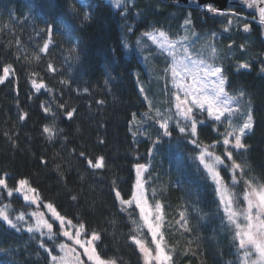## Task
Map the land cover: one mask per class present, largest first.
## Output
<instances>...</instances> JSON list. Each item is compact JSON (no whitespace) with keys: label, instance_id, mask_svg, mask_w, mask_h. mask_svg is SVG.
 <instances>
[{"label":"trees","instance_id":"trees-1","mask_svg":"<svg viewBox=\"0 0 264 264\" xmlns=\"http://www.w3.org/2000/svg\"><path fill=\"white\" fill-rule=\"evenodd\" d=\"M228 11L241 13L251 31L244 33L234 23L224 32L227 16L179 6L176 0H132L118 9L106 0H0V68L11 63L17 72L12 84L0 85V174L9 173V184L28 178L44 201L84 222L89 231L100 232L99 250L105 258H114L117 264H143L131 242L135 234L132 218L139 222V211L134 206L122 211L113 187L129 198L135 181L134 164L150 161L146 173L150 201L155 189L167 219L174 221L184 210L191 226L188 233L175 226L166 230L174 264H241V253L234 246L235 229L224 216L214 186L194 159L196 150L176 130L175 118L170 126L172 136L161 139L154 158L149 157L148 149L158 127L148 121L135 138L129 131L131 114L146 111L141 86L161 111L171 106V96L165 95L166 89L171 92L164 73L168 61L144 33L163 30L179 39L186 34L181 26L191 14V31L199 39L188 31L189 41L206 56L207 49L201 46L206 41L214 45V62L223 66L228 92L243 91V103L251 100L254 130L245 138L247 151L235 153V158L245 165L248 177L264 184V26L235 7ZM85 15L89 19L85 20ZM49 25H54L49 50L40 53V46L49 39L41 29ZM212 33L217 34L215 39ZM241 45L246 51H241ZM244 61L251 67L238 69V63ZM48 63L57 69L55 74L47 72ZM33 70L45 79L52 93H31L28 80ZM45 101H52L53 108L66 103L69 109L77 110L71 120L63 114L56 118L57 136L52 141L41 135L42 126L51 123L40 107ZM21 110L29 114L25 121L18 120ZM212 129L211 121L199 126V139L212 143L217 137ZM5 132L11 133V140ZM81 151L93 159L103 156L106 167L89 169ZM217 151L222 152V146ZM41 157L46 166L40 163ZM222 175L231 185L227 169ZM244 186L242 180L233 186L240 207ZM8 203L12 215L26 210L21 199H0V207ZM142 231L147 235L145 229ZM41 239L50 248L58 244L56 239L16 232L0 224V264H50L47 252L39 247ZM147 239L150 241L149 236ZM189 241L192 251L185 255Z\"/></svg>","mask_w":264,"mask_h":264},{"label":"snow or ice","instance_id":"snow-or-ice-1","mask_svg":"<svg viewBox=\"0 0 264 264\" xmlns=\"http://www.w3.org/2000/svg\"><path fill=\"white\" fill-rule=\"evenodd\" d=\"M114 3L119 7L121 0H114ZM242 4L252 10L253 19L264 26V0H242ZM204 10L213 15L228 17L223 28L224 32H229L234 23L244 33L251 31V24L242 17L241 13L225 12L213 4L204 6ZM87 19L89 17L85 15V20ZM191 25V14H189L181 26L186 30V34L179 39L170 37L163 30L144 33L158 53L164 55L168 61L164 73L166 77H170L166 83L171 84L173 91L169 92L166 89L165 95L171 96V106L161 111L146 94L145 88L141 86L139 92L146 105V111L139 115L135 112L131 114L129 131L135 138L141 134L140 129L148 121L158 127L159 132L156 138L151 140L152 147L148 149L149 157L154 158L159 151L158 145L161 139L172 136L173 129L170 126L175 118L176 130L196 150L194 159L202 167L206 179L214 186L219 205L229 225L235 227L234 246L241 253V264H264V184H258L254 178L248 177L245 165L235 158V153L242 154V151H247L249 146L245 143V138L254 130L255 121L251 100H248L246 104L243 103L246 96L243 91L237 94L228 92V80L223 66L214 62L217 49L207 41L201 46L202 49H207V56L203 50L196 49L193 46L194 42L189 41L187 34L191 31ZM41 31H46L49 39L40 46L39 52L47 53L54 25H49ZM191 36L199 39L195 31H191ZM216 36V33L211 34L212 39ZM137 43L140 44L141 41ZM232 46L229 44L228 48L231 49ZM241 51H246L243 45H241ZM35 59L39 61L41 57L37 55ZM250 67L251 65L246 61L238 63V69ZM56 71L52 63L47 64V72L55 74ZM261 71L264 72V68H261ZM16 77L17 72L13 64H4L0 68V85H10ZM28 82L31 93L37 96L50 94L53 91L38 71L30 72ZM60 83L67 84V81L61 80ZM32 98L33 96L29 95L28 99ZM97 103H103V101H97ZM40 107L46 119L51 117V123H45L41 129V135L48 141L54 140L57 136L56 118L63 114L66 119L71 120L77 111L75 108L69 109L66 103H57L56 108H53L52 101L42 102ZM28 115L21 110L18 120L25 121ZM206 121L212 122V130L217 133L216 139L210 144L199 139L198 127L206 125ZM5 136L11 140L10 132H5ZM218 146H222V152L217 151ZM80 157L89 169L101 170L106 167L103 156L93 159L86 152L81 151ZM40 163L46 166L47 161L41 157ZM134 169L135 181L129 198H124L120 190L113 187L115 198L122 206V211L133 206L139 211V222L132 218L135 234L131 236V242L140 252L143 264H174L173 248L169 246L166 230L175 226L183 233L190 232L191 226L187 213L181 210L177 213V219L169 221L163 202L155 198V189L152 191L151 201L147 194L150 178L146 173L149 172L150 161L149 163L137 162L134 164ZM224 169H227L231 176V185L226 183L222 175ZM10 179L9 173L0 174V199L5 196L10 201L22 199L23 205L35 207L31 212L19 211L13 217L10 211L11 203L4 204L0 207V224H5L16 232L21 231L22 225H26L23 228L24 231L33 236L37 233H40L41 237L46 235L47 240L62 237L63 240L55 248H50L44 239L40 240L39 247L47 252L50 264H70L69 257H71V264H117L114 258H105L99 250V242L102 240L100 232L95 229L89 231L84 222L64 215L53 202L44 201L38 188L33 186L28 178L21 177L14 184H9ZM240 180L246 186L243 192L246 207L239 206L238 196L233 191V186ZM113 184L115 185V181ZM72 199L76 200L77 197L72 196ZM142 229L147 230V235ZM148 236L151 238L150 241L147 239ZM190 251H192L191 241L184 254L187 255Z\"/></svg>","mask_w":264,"mask_h":264},{"label":"water","instance_id":"water-1","mask_svg":"<svg viewBox=\"0 0 264 264\" xmlns=\"http://www.w3.org/2000/svg\"><path fill=\"white\" fill-rule=\"evenodd\" d=\"M179 6L184 7H201L206 6L208 4H213L218 8L223 10H228L230 8H237L244 13L253 16L254 12L249 10L246 6L242 4V0H176ZM258 21V20H257Z\"/></svg>","mask_w":264,"mask_h":264},{"label":"rangeland","instance_id":"rangeland-1","mask_svg":"<svg viewBox=\"0 0 264 264\" xmlns=\"http://www.w3.org/2000/svg\"><path fill=\"white\" fill-rule=\"evenodd\" d=\"M108 3H110L111 4V6H112V8L113 9H118V8H121V7H124V6H126L127 5V3H130L132 0H121V4H120V6L118 7V6H116V4L114 3V0H106ZM256 23H258V22H256ZM263 35H264V30H263ZM169 80H170V77H169ZM169 87H170V90L171 91H173V89H172V87H171V84L169 83ZM245 187L246 186H244V190H245ZM244 192V191H243ZM22 200V199H21ZM241 200H242V207H246V205L244 204V201H243V193H242V195H241ZM23 202V201H22ZM26 206V210L25 211H27V212H31L33 209H34V207L35 206H27V205H25ZM2 207V206H1ZM41 210H43V209H41ZM138 210V209H137ZM10 211H12V213H13V209L11 208L10 209ZM44 211H46V210H44ZM18 213V212H17ZM16 213V214H17ZM15 214V215H16ZM15 215H13V217L15 216ZM47 218H49L50 219V217H47ZM26 219H28L27 217H26ZM7 226V225H6ZM233 226V225H232ZM24 227H26V225H22L21 226V230H23V228ZM234 227V226H233ZM234 229H235V227H234ZM13 230V229H12ZM146 230V229H145ZM147 231V230H146ZM26 232V231H25ZM37 234H39L40 236H41V234L40 233H37ZM150 237V236H149ZM41 238H45V239H47V236L46 235H44L43 237H41ZM151 239V238H150ZM57 241H58V243L60 242V241H62L63 240V238L62 237H58L57 239H56ZM50 241H52V240H50ZM136 247V246H135ZM137 249V248H136ZM137 251H138V249H137ZM138 253L140 254V252L138 251ZM57 254H59V253H57ZM140 257H141V254H140ZM69 259V262H70V264H71V257H69L68 258ZM85 259H86V257H85ZM141 260H142V263H143V259H142V257H141Z\"/></svg>","mask_w":264,"mask_h":264}]
</instances>
